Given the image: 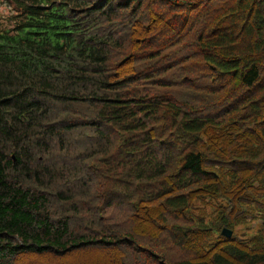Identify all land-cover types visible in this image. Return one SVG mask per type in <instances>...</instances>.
Listing matches in <instances>:
<instances>
[{"label": "trees", "instance_id": "trees-1", "mask_svg": "<svg viewBox=\"0 0 264 264\" xmlns=\"http://www.w3.org/2000/svg\"><path fill=\"white\" fill-rule=\"evenodd\" d=\"M1 1L0 264H264V0Z\"/></svg>", "mask_w": 264, "mask_h": 264}, {"label": "rangeland", "instance_id": "rangeland-1", "mask_svg": "<svg viewBox=\"0 0 264 264\" xmlns=\"http://www.w3.org/2000/svg\"><path fill=\"white\" fill-rule=\"evenodd\" d=\"M10 7H11L10 4H8L6 1L0 2V21H2L4 17L7 15ZM123 208L126 210L129 209L128 205L123 206ZM212 211H213V206L206 207V213H205L206 218L210 217V214L212 213ZM109 213L113 217L110 216L109 218H111V220L107 221V223L115 224V225L121 224L122 226L127 227V228H130L131 226H133L132 228H136L137 225H140V229H141V223L134 221V219L130 217V212L125 213L121 211L119 215L118 209L113 208L112 210L111 209L109 210ZM257 219H259V217L257 216V210H250V212L247 214L246 221H243L239 225H236L233 227L234 233L241 237H247V236L252 235L253 231H255L258 228L259 223H260V221ZM144 227L150 228L149 226H145V225ZM148 241H149L148 242L149 245L157 249L156 244H154L158 241L156 237L154 238L150 237ZM167 248H168V252H167L168 256L165 257L164 259H159L158 260L159 263H162L165 261L167 262L169 257L179 258L184 255V253H182L177 247L172 246L168 243H167ZM128 252L130 253V255L126 254L123 257L122 261H121L120 255H116L114 253L111 254L110 252H106V250L101 251L95 248H90L89 250L78 251L74 253V256H75V263L84 262L87 264H130V263L134 264L135 257H137L139 264H145L148 261V260L145 261V258L142 255H134L133 247L129 248Z\"/></svg>", "mask_w": 264, "mask_h": 264}, {"label": "water", "instance_id": "water-1", "mask_svg": "<svg viewBox=\"0 0 264 264\" xmlns=\"http://www.w3.org/2000/svg\"><path fill=\"white\" fill-rule=\"evenodd\" d=\"M222 234L223 235H225V236H231L232 235V233H233V229L232 228H230V227H227V226H224L223 228H222Z\"/></svg>", "mask_w": 264, "mask_h": 264}]
</instances>
